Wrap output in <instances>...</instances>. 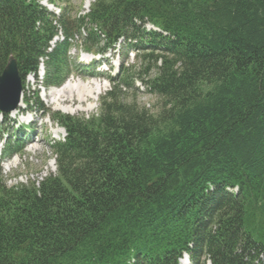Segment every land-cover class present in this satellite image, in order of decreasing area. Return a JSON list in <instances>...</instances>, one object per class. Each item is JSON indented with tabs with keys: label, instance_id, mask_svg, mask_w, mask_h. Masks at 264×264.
Returning <instances> with one entry per match:
<instances>
[{
	"label": "trees",
	"instance_id": "1",
	"mask_svg": "<svg viewBox=\"0 0 264 264\" xmlns=\"http://www.w3.org/2000/svg\"><path fill=\"white\" fill-rule=\"evenodd\" d=\"M50 1L59 16L0 0V75L13 56L24 89L42 64V86H62L85 67L71 57L85 29L86 52L134 47L164 101L127 99L123 69L97 114L50 113L66 131L56 171L0 180V264H264V0H95L75 16Z\"/></svg>",
	"mask_w": 264,
	"mask_h": 264
},
{
	"label": "rangeland",
	"instance_id": "2",
	"mask_svg": "<svg viewBox=\"0 0 264 264\" xmlns=\"http://www.w3.org/2000/svg\"><path fill=\"white\" fill-rule=\"evenodd\" d=\"M94 1L91 0V4ZM87 2L88 0H71L69 10L72 16L88 13L90 6L87 7ZM40 3L51 10L55 8V12L58 13L62 5L61 2L53 5L50 0H40ZM60 11L63 12L62 9ZM146 27L152 28L150 25ZM82 38L78 37L79 47L71 51V57L73 60L78 59L79 62L85 64H89L92 60L94 63L88 69L77 68L64 85L68 82L75 83L77 80L91 81L97 79L108 83L105 91L100 95L97 102L90 97L84 99L77 92H69V90L63 94L62 98L53 97L50 92L54 87H41V78L28 75L23 98L29 104L20 108L19 113L10 114L0 126V180L5 181L7 185L27 182L29 179L41 180L43 176L56 171L55 158L51 148L52 143L63 138L66 132L54 121L50 113L62 112L78 117L97 114L100 111L101 97L112 88V83L106 78L107 75L118 76L123 69H130L132 77H134V87L130 90L124 89L126 98L135 99L140 107L148 109L151 113H157L160 110L164 100L160 96L148 92L142 84L141 77L146 78L147 75L141 66V62L138 61L137 51L134 47L122 44L116 51H110L103 58L99 54L86 53L84 47L82 48ZM94 73L100 74V77H93ZM154 73V70L151 71V76ZM37 96L40 97L42 104L36 102L38 101ZM62 105L75 109V114L59 109V106L63 107ZM27 107L32 110V114L19 117V114L26 112ZM31 121L32 124H30ZM11 135L15 136V140L19 144V152L12 158L4 157L2 159L1 153L4 151V144ZM190 264L194 263L191 261Z\"/></svg>",
	"mask_w": 264,
	"mask_h": 264
},
{
	"label": "water",
	"instance_id": "3",
	"mask_svg": "<svg viewBox=\"0 0 264 264\" xmlns=\"http://www.w3.org/2000/svg\"><path fill=\"white\" fill-rule=\"evenodd\" d=\"M23 79L17 60L11 56L0 75V109L6 113L16 110L21 103Z\"/></svg>",
	"mask_w": 264,
	"mask_h": 264
},
{
	"label": "bare ground",
	"instance_id": "4",
	"mask_svg": "<svg viewBox=\"0 0 264 264\" xmlns=\"http://www.w3.org/2000/svg\"><path fill=\"white\" fill-rule=\"evenodd\" d=\"M90 3H91V0H88L87 7L90 5ZM107 84L105 83V81L103 82L97 79H92L91 81L77 80L75 81V83L68 82L67 84L59 88L54 87L53 90L50 92V95L53 97L62 98L63 94L69 90V92H77L84 99L87 97H90L95 102H97L99 100L100 95L105 91ZM24 105H25V102H24V98L22 97L20 107L23 108ZM59 107H60L59 109L65 112H68V113L75 114L76 112V110L71 107H64V106L63 107L59 106ZM18 112H19V109L13 111L11 114L15 115ZM182 260H183L182 261L183 264H190L188 257H184Z\"/></svg>",
	"mask_w": 264,
	"mask_h": 264
}]
</instances>
